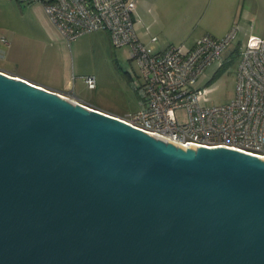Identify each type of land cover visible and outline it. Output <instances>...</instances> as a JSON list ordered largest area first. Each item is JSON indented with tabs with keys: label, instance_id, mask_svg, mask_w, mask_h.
Wrapping results in <instances>:
<instances>
[{
	"label": "water",
	"instance_id": "95a60500",
	"mask_svg": "<svg viewBox=\"0 0 264 264\" xmlns=\"http://www.w3.org/2000/svg\"><path fill=\"white\" fill-rule=\"evenodd\" d=\"M0 264H264V158L0 70Z\"/></svg>",
	"mask_w": 264,
	"mask_h": 264
},
{
	"label": "built area",
	"instance_id": "2783aa9c",
	"mask_svg": "<svg viewBox=\"0 0 264 264\" xmlns=\"http://www.w3.org/2000/svg\"><path fill=\"white\" fill-rule=\"evenodd\" d=\"M21 1L43 2L67 42L86 32L104 30L115 46L128 45L142 78L136 86L141 107L116 117L178 146H224L264 158V37L250 36L246 44L239 45L234 97L226 103L205 105L206 88L190 86L221 57L235 38L236 27L220 38L203 33L189 49L169 44L151 53L135 32L136 0ZM0 41L8 43L1 34ZM84 81L89 88L95 87L94 76L85 75ZM178 109L185 110V119L178 118Z\"/></svg>",
	"mask_w": 264,
	"mask_h": 264
},
{
	"label": "crops",
	"instance_id": "0c3cea01",
	"mask_svg": "<svg viewBox=\"0 0 264 264\" xmlns=\"http://www.w3.org/2000/svg\"><path fill=\"white\" fill-rule=\"evenodd\" d=\"M142 4L143 45L147 49L150 44L153 49L147 51L151 53L162 51L175 42L191 48L203 33L214 34L206 29L193 37L190 44L182 40L193 35L199 27L207 28V21L211 20L225 24L223 33L214 35L218 38L233 25L235 37L240 29L243 31L245 37L240 39L241 45L246 44L250 36L264 37V0H136L134 24L141 20L138 13ZM136 29L137 26L135 32ZM0 34L8 40V43L0 41L1 71L58 93L71 94L88 105L78 99L74 89L79 76L87 86L80 68V57L85 50L82 45L85 42L89 45L93 38H110L106 31L86 32L67 42L50 19L43 2L0 0ZM136 34L140 38L141 35ZM94 78L95 87L87 86L89 89L96 88Z\"/></svg>",
	"mask_w": 264,
	"mask_h": 264
},
{
	"label": "rangeland",
	"instance_id": "374dc122",
	"mask_svg": "<svg viewBox=\"0 0 264 264\" xmlns=\"http://www.w3.org/2000/svg\"><path fill=\"white\" fill-rule=\"evenodd\" d=\"M139 11L138 15L141 18L143 17V4ZM224 25L220 21H207V28L202 30L199 27L193 35L185 37L182 41L190 44L193 37L203 33L206 29L214 35H219L223 33ZM134 26L135 28L137 26L136 32L141 35L139 40L143 43V18ZM244 37L240 29L222 52L221 57L214 59L190 86L199 89L206 88V98L203 100L205 105L226 103L234 97L240 58L238 48L240 39ZM94 39H97V42H93ZM90 40L89 45L87 42L82 45L85 50L80 57V68L85 75L93 74L96 77V88L89 89L79 76L74 88L76 96L88 105L117 115L136 112L141 107V97L136 86L141 83L142 78L137 61L129 56L128 45L115 46L109 37ZM175 44L178 43L175 42ZM147 49L152 51L153 47L148 44ZM63 95L73 99L71 94ZM176 115L180 119L186 118V112L183 109L176 110Z\"/></svg>",
	"mask_w": 264,
	"mask_h": 264
},
{
	"label": "bare ground",
	"instance_id": "6f19581e",
	"mask_svg": "<svg viewBox=\"0 0 264 264\" xmlns=\"http://www.w3.org/2000/svg\"><path fill=\"white\" fill-rule=\"evenodd\" d=\"M181 147H183V146H181Z\"/></svg>",
	"mask_w": 264,
	"mask_h": 264
}]
</instances>
